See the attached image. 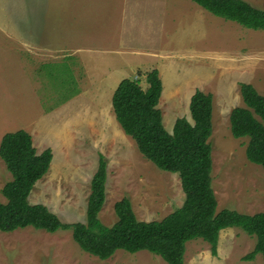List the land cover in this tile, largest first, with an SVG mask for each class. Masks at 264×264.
<instances>
[{"label":"rangeland","instance_id":"rangeland-1","mask_svg":"<svg viewBox=\"0 0 264 264\" xmlns=\"http://www.w3.org/2000/svg\"><path fill=\"white\" fill-rule=\"evenodd\" d=\"M165 1L169 3L167 0H144L139 4L145 9L148 3L147 9L155 16L156 30L159 21L161 27L166 19L162 12ZM245 1L264 10V0ZM132 7L135 8L133 4ZM195 9L205 17L200 27H196L200 31H197L196 40L200 37V43L196 42L195 46L200 47V52H205L207 46L214 48L212 67L216 69L205 71L209 69L201 63L195 79L209 78L206 80L209 83L200 84V90L214 97L210 142L213 146L212 176L218 212L229 209L247 215L264 213V169L248 160L249 139H235L230 121L235 108L245 107L241 83L252 84L264 96V31L246 29L199 6ZM79 10L84 17L83 23L89 24L91 11L85 6ZM187 24L182 20L181 38L194 30L187 29ZM14 26L19 27L17 21H14ZM3 27L7 26L0 24V28ZM84 28L85 25L71 22L68 28L62 27L59 30L64 32L60 37L61 44L69 39L65 32L73 40L76 33L84 31ZM141 32H135L136 40H139ZM125 37L127 40L129 34ZM160 41L165 44V40ZM98 43L93 46L101 48ZM174 49L185 48L175 45ZM24 52L26 50L16 42L0 35V146L6 134L25 131L32 136L39 154L47 149H52L54 154L50 171L39 181L30 197L32 204L47 206L63 223H85L91 181L103 156L108 162L109 178L107 200L100 219L107 227L117 223L115 206L124 198L131 201L137 218L146 222L161 221L183 206L186 195L179 175L159 169L142 155L136 142L120 126L113 105L121 81L138 77L147 89L145 75L157 69L142 68L140 71L144 72L139 73L136 68L116 65L108 69L110 75H105L100 60H95L94 65L87 69L90 71L88 76L78 60L85 53L64 54L66 51H62L72 58H65L59 64L54 61L46 67V60L38 56L31 58L33 55L29 54L25 60ZM174 68L181 70L183 76V70L177 64ZM188 74L192 77L191 72ZM182 76L172 73L167 81L166 77L161 78L164 91L159 107L170 133L179 118L192 120L190 95L194 93V87L188 88L184 81L191 78L183 76L184 80H180ZM175 79L180 81L175 82ZM12 180V174L0 157L2 203L7 202L2 191ZM256 242L255 237H250L243 230L229 228L221 233L217 255L202 239L189 242L185 264H264L262 255L254 261H244V257L254 251ZM0 264L167 263L146 251L136 254L118 251L112 259L101 261L84 252L73 240L71 231L60 230L52 234L28 228L13 233L0 231Z\"/></svg>","mask_w":264,"mask_h":264},{"label":"trees","instance_id":"trees-1","mask_svg":"<svg viewBox=\"0 0 264 264\" xmlns=\"http://www.w3.org/2000/svg\"><path fill=\"white\" fill-rule=\"evenodd\" d=\"M212 15L240 26L264 31V10L245 0H192ZM148 88L141 79H125L113 99L116 118L139 151L159 169L178 174L186 195L182 207L161 221L146 222L137 218L132 203L124 198L115 206L118 217L107 227L100 214L107 200L108 162L101 156L91 181L85 223H63L43 204H32L30 197L50 171L54 160L52 149L39 154L32 136L25 131L6 134L1 142L0 157L13 180L6 184L0 202V231L13 233L33 228L55 234L71 231L73 240L86 253L108 261L118 251L131 254L149 252L167 264H185L187 244L202 239L217 255L222 231L239 228L255 237L256 247L244 257L264 259V213L241 214L234 210L218 212V199L213 188L214 97L197 90L190 103L191 119L179 118L170 133L160 109L164 86L158 70L146 75ZM245 107L231 112V132L235 139L248 138V160L264 169V96L249 83H241Z\"/></svg>","mask_w":264,"mask_h":264},{"label":"crops","instance_id":"crops-1","mask_svg":"<svg viewBox=\"0 0 264 264\" xmlns=\"http://www.w3.org/2000/svg\"><path fill=\"white\" fill-rule=\"evenodd\" d=\"M143 1L0 0V24L7 26L0 28V35L6 36L24 48L26 50L24 52L25 60L28 59L29 54L33 55L31 58L38 56L39 59L46 60V67L52 65L54 61L55 64H59L65 58H72L65 56V53L79 52L85 53V55H80L78 60L81 67L86 70L94 65L95 60H100V66L105 68V75L111 74L109 68L119 65L125 68H136L139 73L144 72L140 71L142 68L157 69L161 78L166 77L167 81L168 75L172 73L178 77L182 76V71L174 68L177 64L183 70V76L191 78L188 82L184 81V84L187 83L188 88L194 87V93L190 95V98L193 97L197 90H200V84L209 83L206 81L209 79L207 77L201 80L200 77L195 79L200 64L205 63L206 68L209 69L205 71L213 69L214 48H211L213 46H207L205 52H200L198 50L200 47L195 46L196 42L200 43V37L199 40H196L197 31H199L196 27H200V22L205 19L204 13L195 9V6L199 5L192 0L190 1L194 5L187 0H176V3H173V0H167L169 3L167 4L165 1V7L162 10L166 19L163 20L161 27V20L159 21L156 30L154 27L155 16L147 9L148 3L145 9L143 6H139ZM132 4L135 8L132 7ZM81 6L88 7L92 13L89 24L83 23L84 17L79 10ZM182 20L187 21V29H194L188 36L184 37L182 34L183 38L180 36ZM14 21H17L19 27L14 26ZM70 22L75 25H85L84 31L77 32V36L73 40L65 32L69 39L61 44L60 37L64 32L59 30L62 27L68 28ZM137 30L138 32L142 31L139 40H136L135 37ZM126 34H129L127 40ZM160 40H165V44ZM94 43H98L101 48H95ZM208 43L206 42L207 45ZM164 45L167 47H163ZM175 45L184 46L185 49L175 50ZM62 51L66 52L63 54ZM24 55L22 59H24ZM94 55H99V57ZM169 64L173 66H168ZM149 66L153 68H147ZM189 72L192 77L189 76ZM87 73L89 76L90 71L87 70ZM183 76L180 80H184ZM180 80L175 79V82ZM185 92L189 94L188 90Z\"/></svg>","mask_w":264,"mask_h":264}]
</instances>
